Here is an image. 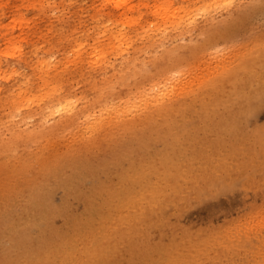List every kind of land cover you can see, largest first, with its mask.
I'll return each instance as SVG.
<instances>
[{
  "label": "rangeland",
  "instance_id": "obj_1",
  "mask_svg": "<svg viewBox=\"0 0 264 264\" xmlns=\"http://www.w3.org/2000/svg\"><path fill=\"white\" fill-rule=\"evenodd\" d=\"M155 1L128 0L127 4ZM172 1L175 10L186 12L180 13L186 18L176 27L145 14L144 6L128 14L140 19L124 29L130 46L127 52H140L143 58L158 53L186 72L204 64L213 72L208 78L215 75L217 79L223 73L228 79L226 102L205 116L209 121L220 117L218 127L208 125L190 139L188 132L187 146L178 147L187 150L192 140L198 143L192 147L196 149L211 144L213 175L190 191L189 207L185 202L191 189L177 192L168 207L159 198L160 211L150 222L138 223L130 217L113 239L107 234L105 245L93 250L104 215L123 202V191L137 190L152 176H143L140 169L164 151L168 129L153 131L147 118L117 119L99 135L87 138L78 121V126L74 122L70 127L79 130L65 125L58 133L4 144L0 151V264H33L35 257L45 253L54 258L61 243L66 249L78 246L76 264H264V0ZM205 5L210 7L202 15ZM113 6L106 0H0V114L11 112L8 94L15 96L21 90L35 101L33 106L40 98L54 97L53 103L67 99L77 106L85 97L91 98L88 79L108 76L127 56L120 57L123 53L110 48L109 37L117 35L119 20L123 21L114 15ZM99 40L102 52L96 55ZM79 43L83 44L81 56ZM214 54L217 59L211 60ZM102 55L100 63L90 58ZM247 55L254 60L250 70L241 71L248 82L232 91L240 77L236 66ZM223 66L226 70L221 72ZM172 67H163L160 74L177 70ZM49 92H53L50 98L45 96ZM203 106L201 100L187 110L206 111ZM57 121L49 117L47 123L53 127ZM32 122L27 124L30 128ZM10 126L0 121V132L8 136ZM220 162L226 166H217ZM135 171L141 173L138 182H128ZM234 181L240 189H227L226 183ZM221 187L229 193L220 192ZM146 207L145 203L140 206Z\"/></svg>",
  "mask_w": 264,
  "mask_h": 264
},
{
  "label": "bare ground",
  "instance_id": "obj_2",
  "mask_svg": "<svg viewBox=\"0 0 264 264\" xmlns=\"http://www.w3.org/2000/svg\"><path fill=\"white\" fill-rule=\"evenodd\" d=\"M106 1L112 2L114 5V15L122 17L121 19H123V21L119 20L118 25H120V27L116 30L117 35H112L109 37L110 48L112 47V51L115 53H123L120 55V57H123L124 54H127V56L122 59L120 67L113 70L108 76L101 77L100 79H88L89 83L91 82L89 90L92 92V97H85L83 103L80 106H77L75 103H73V105L67 99L53 103L52 101L55 99L54 97L49 100L48 98H40L38 99V104L36 103V106H33L35 101H32L31 98L25 95L24 92H22L24 90L19 89L21 91H18L15 96L8 94V97H10L12 101L11 112L0 114V121L8 122L11 125L6 129L8 136H6V133L0 132V151L6 148L3 146L4 144L14 145L15 143L16 145L18 143H24L25 140L32 139L33 136L36 135L38 138L43 137L46 132L49 134L50 132L58 133L65 130L63 126L67 125L70 127V124L78 121H81V123L79 125L78 122L76 125H79L83 134L82 136L87 138H93L99 135L103 130H105L106 125L112 123V120L115 121L117 119H125L124 122H126V119L128 118H131L132 120L147 118L149 119L148 122L153 126L151 127L153 128V131L168 129L166 134H169V136L166 139V143H164V151L157 153L156 159L153 160L151 164H145L140 169V171H144L143 176L144 174L145 176L146 174L147 176L151 174L152 176L147 177V180L153 181L150 183H148L147 180L146 182L143 181L144 184H140V188L137 187L138 189L135 191L130 188H126V190L123 191V202H119L113 206L104 215V226L101 225L97 230L99 234L96 240L93 242V250H98L105 245L106 236H108L107 234H110L111 239H113V236L115 233H117V230L123 224H125L124 222L127 219L129 220L130 217H133V219L138 223H144L146 221L150 222V220L155 218L157 212L160 211V209H157L160 207V200H163L166 207H168L173 202L171 197L179 191L185 192V189H191L188 191L187 200L185 202L187 207L191 205L193 193L190 191H192L196 185H199L203 179H208L213 175L210 170L212 166H215V164L209 163V160L213 158L211 153H209L210 150H213V147H210V144L207 148H200V146L199 149L192 148L198 144L193 140L192 142L189 141L187 150L179 149L178 147L179 145L183 146L185 144L184 136L188 132L190 139L194 134H201L203 130L208 128V125L211 126V129L218 127L217 124H219L220 117L216 120L212 119L209 121L205 116L210 115V113L213 111L211 108L216 109L218 104H223L226 102V91H228L226 88L228 79L226 80V77L221 75L223 73L218 71L220 73L218 74L220 77L217 79H215L217 77L215 75L213 78H208V76H210L213 72L211 73L208 71V67L204 64H198L193 68V70L186 72L178 70L176 66L172 67V60L169 62V59L166 56L161 58L158 53L148 54L146 58H143L140 52H127V49H129L130 46H128L129 40L127 35L124 34V29L134 25L140 19V15L136 19H132L128 16V14L136 10L139 11V9L144 6L145 14H152L155 17L160 18L164 25L169 23L170 26L176 27L179 26L178 24L182 20H185L186 17L183 15H185L186 12L182 11L180 8L175 10L172 0H164L160 2L157 0L152 5L137 4L131 6L127 4L128 0ZM221 1L224 4H227L226 0ZM207 7H210V5H205V8L200 9V13L202 15H205L208 12ZM138 25H135L134 27ZM151 25L158 24L154 22ZM151 40L154 39H150V41ZM96 43L97 46H94V50L97 51L96 55H98V50L102 52L100 49L102 47L101 40L97 41ZM152 43L154 44L155 42ZM78 46V56H81L82 54L80 53L81 49H83V44L79 43ZM104 55L98 57L91 56L90 58L96 63H100L104 59ZM214 59H217V54L212 56L211 60ZM253 61L254 60H252V57L249 55L240 59V62L236 68L240 71V73L238 72L239 74L237 75H239L241 78L238 77V79L236 77L238 80L231 86L232 91L238 87L237 84H244L246 77L242 74L244 70L251 69ZM165 66H167V68L172 67L170 69L177 70L160 74V72L163 70V67ZM217 69L219 70L221 68L218 67ZM225 70L226 68L223 66L222 70L220 71L223 72ZM156 75H158L159 78ZM232 80H229V83ZM246 82H248V80ZM240 86L242 88L243 85ZM132 87H134L135 90H132ZM18 88L19 86L16 89ZM52 93L53 92L46 93L45 96L50 98ZM58 96H60V94ZM56 98L60 99L62 97ZM201 100H203V107H206V111H201L199 109L187 110L188 107L192 108L194 103L196 104ZM40 102L43 103L39 104ZM25 107L26 110L21 112V110L25 109ZM217 108L219 110V107ZM49 117H57L58 119L57 124L53 127L47 123ZM147 119H145V121ZM31 120L33 121V127L30 128L27 124ZM168 126H171L170 129ZM73 127H75V125H73ZM78 128L75 127L72 129ZM67 129L69 130V128ZM180 130L182 131L178 132ZM222 130H224V128ZM184 146L186 147L187 145ZM234 147H236V144ZM208 148L211 149L208 150ZM180 161H183L185 164H181ZM217 166H226V164H224V162H220V165ZM130 170H136V167H132ZM253 170H248L249 174L253 172ZM255 171L257 172V170ZM138 174L141 173H138V171L131 172L128 176V182H138ZM220 177L221 176H219V178ZM243 180H245V178H242L241 181ZM241 181L238 182L241 183ZM218 182L220 183L221 180ZM236 184L237 181L229 184L226 183V188L229 189L230 187V189L232 188L234 191H236L237 189H240L239 187L235 188L237 185H239V183L237 185ZM226 188L224 187V189ZM221 189L222 190L219 191L223 192L224 189L222 187ZM205 192L207 193V191ZM227 192L228 191L223 192V194L225 193L226 195ZM218 195H220V193H217V196ZM159 198L163 199L159 200ZM143 203H145L147 206L145 209L140 208ZM261 224H264V222ZM226 231L227 230L224 232ZM221 234L223 236L224 233L222 232ZM218 237H221L219 233ZM226 238L228 240L230 239L227 236ZM114 242L116 241H113L112 243ZM205 242L209 244L208 241ZM210 245L212 244L210 243ZM205 246L207 245H204V249L206 248ZM77 247L78 246H75L74 250H72L73 247L71 246L66 249V245L61 243L58 245L59 252H57V255L54 258L52 257L53 254L45 253L41 257H35V260H32L31 263L76 264L77 262L75 255L77 252L75 250L78 249ZM200 250L201 248L198 251ZM185 259L183 260L185 261Z\"/></svg>",
  "mask_w": 264,
  "mask_h": 264
}]
</instances>
